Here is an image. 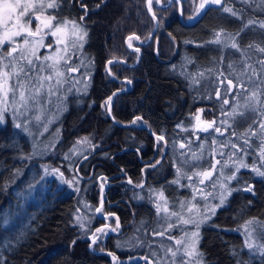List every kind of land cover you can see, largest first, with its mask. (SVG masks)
I'll return each mask as SVG.
<instances>
[{"label":"trees","instance_id":"16d2710c","mask_svg":"<svg viewBox=\"0 0 264 264\" xmlns=\"http://www.w3.org/2000/svg\"><path fill=\"white\" fill-rule=\"evenodd\" d=\"M55 2L54 14L61 6L72 5V0ZM97 2L88 19L84 46L94 65L91 83L87 93H76L68 101L61 117L62 141L56 145V155L49 152L30 161L19 159L21 153L29 151L28 134L15 126L8 110L0 122V264H113V255L117 264H140L128 261V257H146L145 247L134 252L119 250L108 227L97 235L106 220L95 222L96 240L94 249L90 248L91 239L75 222L76 192L67 183L61 184L54 177L46 187H37L35 194L26 188L40 178L38 160L67 169L64 154L78 136L92 134L97 146L80 166L85 177L82 185L90 183L87 198L98 205L104 183L102 209L109 214L110 226L129 235L140 226L147 231L156 215V206L144 200L150 189L161 191L172 204L175 197L190 195L186 174L177 171L175 155L181 142L192 140L190 126L195 123V110L201 106L218 109L215 90L206 95L205 86L218 81L220 87L227 78L235 83L243 79L240 74L244 70L257 77L255 69L259 72L264 67V52L260 51L264 48V28L248 20L256 16L254 0H223L222 4L209 5L190 23L181 20L178 7L156 12L158 29L141 49L128 48L126 38L135 34L145 41L151 34L155 20L146 0ZM188 13L183 10V17ZM257 14L264 18V11ZM217 34L220 43L214 42ZM226 38H232L231 44H226ZM132 39L137 45V38ZM234 43L237 47H232ZM126 82L132 86L122 90ZM114 92L111 113L124 126L108 115L106 102ZM237 119L234 126L240 129L249 121L242 116ZM140 124L164 139L158 140ZM250 139L254 146H248L246 159L259 162L235 174L225 204L201 227L199 251L204 264H264V247L255 250L244 231L250 221L264 227V176L258 174L264 172V140L261 135ZM202 142L208 146L210 138ZM16 145L24 147L23 152ZM31 170H35L33 179ZM179 177L184 186H179ZM261 239L264 241V233ZM103 250L112 255L96 252ZM150 260L142 264H151Z\"/></svg>","mask_w":264,"mask_h":264},{"label":"rangeland","instance_id":"374dc122","mask_svg":"<svg viewBox=\"0 0 264 264\" xmlns=\"http://www.w3.org/2000/svg\"><path fill=\"white\" fill-rule=\"evenodd\" d=\"M239 1L242 0H238V2ZM29 2L34 5V8L29 11L31 23L29 24L27 22V16L21 20V23L35 32L38 25H40V21L36 20L35 17H50L49 13L53 11V8H48L47 4L52 2V0H21L22 4ZM202 3L205 5L204 8L200 7ZM41 5H43V7H41ZM208 5H210V3H205V0H199L184 20L188 21L189 19L195 18V16H198ZM150 8L155 14L154 8L152 6H150ZM252 8L256 16L248 20L249 22H254L251 23V25H258L261 27V24H264V18L261 17L260 14L264 11V0H254ZM227 12H230V10L227 9ZM257 13H259L260 16ZM61 23V21L52 20L51 30L44 29L35 37H30L27 33H24L22 36L14 37V44L5 41L3 45H0V55L4 57H7L8 52L16 45L27 48L35 47L36 55L30 57L33 59L34 65L32 66L31 72L28 74L29 78H35L32 79V84L35 85L40 77L52 76L51 81L45 80L42 82L43 87L38 94L34 92V88L26 87L23 89L26 97L29 92L36 95L35 101L29 100L27 107L19 102L20 89H17L15 97H13L12 92H9L7 96L0 93V110L6 109L3 119H0V122H4L8 110V113L13 117L15 126L22 125V127L17 128L26 132L29 136V144H27V147L25 145L29 151H27L26 154L21 153L18 157L19 159L24 158L26 161L34 157H45L49 152L53 156L56 155V145L62 141L61 117L69 106L68 101L70 97H75L76 93L80 95L87 93L91 83L94 65L93 60L91 63L89 55L84 51L86 34L83 31L82 33L80 32L81 28L79 26L70 29V31H66ZM14 25L15 17L7 24L0 23V36L6 31L11 32L18 30V27ZM56 27H60L61 31L58 32L56 36H53L51 35V31H54ZM40 36H43V47L39 46ZM129 36L131 38H129L130 40H128L127 44H129L128 48H131L130 46L135 45V42L134 39H132L133 35ZM25 37L29 40L28 45H24ZM81 37H83L82 40L80 39ZM226 40V44H231L232 38L229 40L226 38ZM48 45L52 47L49 48ZM65 49L67 50L65 51ZM18 53L14 54L17 60L13 62L16 64L17 70L21 64L26 63L25 61L19 60ZM45 57H53L54 59L63 57V59H59V64L57 65V70L63 73V75L59 77L61 83H56L57 77L55 73L45 66L53 62L52 60L45 61ZM261 58V60L264 61V56ZM113 59L114 58L111 60ZM8 63V59L0 61V73L12 72V68L3 66ZM257 66L259 65L255 64V67ZM41 68H43L42 71L40 70ZM73 69L76 70L73 71ZM107 69L110 72L109 63L107 64ZM258 69L259 68L255 69V73L258 75L257 77L252 71L244 70L240 74L244 80L241 79L232 83V81L227 78L226 84L223 85L221 83L220 87H218L220 85L218 81L211 87L210 85L205 86L206 95L210 94V91L213 89L215 90L214 93L217 95L218 109H208L210 107L201 106L195 110V123L190 126L193 132L192 140L181 142L178 145V152L175 155L177 171L183 175L186 174L187 180L185 186L189 188L190 195L186 197L177 196L173 199L175 204H172L164 195L161 197V191L150 189L144 200L156 206V215L151 222L152 224L150 222L147 223V225L151 224L147 231L140 226L136 229L135 233L130 235L121 233L120 230L117 231V229L110 226V219L108 217L98 218L99 215L103 216L107 214L103 211L102 206L99 208L100 211H96L99 204L103 202L104 195L98 205L89 200L86 196V188L90 186V183L82 185V181L85 177L80 171L81 165L78 170L76 169L79 158L85 156L97 146L92 139V134L78 136L76 138V144L70 151L64 154V164L67 169L53 167L50 162L38 160L40 178H38V182L35 178L33 184L30 180L31 184L27 185L26 188L31 193L35 194L37 187H46L48 181L50 182L54 177H56L61 184L67 183L71 190L76 192L78 199L75 209V222L84 232V236L91 239V248H93L92 246L96 238L93 227L95 222L106 220V224H104L105 227H103L101 233L106 232L105 229L107 230V226H110V228L116 232L114 233L115 244L119 250L134 252L141 247H145L146 257H152L155 264H204V261L200 258L199 251L201 227L212 217V214L217 208L225 204L228 195L232 191L231 181L235 174L241 168H254L255 163L259 162L255 161L254 163H249L246 159V154L249 151L247 148H249L248 146L251 144L250 137L261 135L264 140V67H260L259 72ZM17 79H19L21 83L28 84V80L21 74L19 77L10 76L8 80L9 85L13 84ZM227 84H230V86H227ZM131 86L132 85L126 82L122 85L121 89L129 90ZM112 101L108 103L107 110L109 107L111 110ZM225 101H227V103H225ZM14 104L16 106L15 108L13 106ZM207 111H210L211 114L214 115L209 116ZM239 116L249 118V121L243 129L234 126V121L239 118ZM197 117H199V119H197ZM210 122H214L213 126L208 128L207 131H203L202 129L206 128ZM216 128H219L220 131L217 132ZM207 137L210 138V143L208 146L204 147L202 139L204 141ZM16 139L17 137L14 139L15 144L17 142ZM193 140L196 141V143ZM181 144L184 145L183 148H181ZM251 145L252 147L254 146L253 144ZM261 146H264V142ZM18 147L19 145H16L17 150H22L23 152L24 147L20 149ZM165 151L166 147L164 153ZM257 151H259V149ZM194 156L196 158H194ZM163 157L164 156L161 158ZM242 164L245 166H241ZM182 169H184V171L180 172ZM31 171L30 178L33 179L35 170ZM205 171H211L213 175L201 185L199 181L204 178L202 175L196 174ZM188 177H191V180H189ZM178 179V183H180L179 186H182L183 184L181 181L183 179L180 177ZM214 184L216 186L215 188H213ZM105 188L106 186L103 183L101 192L102 189L104 191ZM201 189L205 195L208 193H211V195L207 196V199L202 198L198 191ZM193 196H195V199H193ZM140 198L143 199L142 197ZM221 199H223V203H221ZM165 201L167 202L166 204ZM182 202H185L183 209L181 208ZM192 205H195V208H193L192 212H189L188 209L192 207ZM158 206L160 209L159 211L157 210ZM165 207H167V212L164 211ZM173 212L180 213L183 219H192L196 221V223L184 224L178 220L177 216L170 215V213ZM197 224L199 225L198 227ZM169 225H172V227H169ZM244 231L246 235H248L249 241L254 245L255 250L264 247V241L261 239L262 233H264V227H259L254 221H250L244 226ZM145 232L148 235H146ZM193 233H198V235L193 236ZM144 239H146V242ZM177 240H182L183 243L177 244ZM193 250L194 254L189 256L188 252ZM173 252L176 253L175 256H173Z\"/></svg>","mask_w":264,"mask_h":264},{"label":"snow or ice","instance_id":"6c2138e0","mask_svg":"<svg viewBox=\"0 0 264 264\" xmlns=\"http://www.w3.org/2000/svg\"><path fill=\"white\" fill-rule=\"evenodd\" d=\"M220 0H205V3H210V4H217L219 3ZM149 4H151V0H149ZM57 3L55 2V0H52V2L47 4L48 8H55L57 7ZM41 7H43V5H41ZM83 7V6H82ZM201 8H204L205 5L202 3L200 5ZM34 5L32 3H21V0H0V23L2 24H7L8 22L13 20V17H15V27H18V30L16 31H11V32H4L2 36H0V45H3L5 43V41L11 42V43H15L14 41V37H19L22 36V34L27 33L28 36L30 37H35L38 34H40L44 29H52V17H44L41 18L40 16H36L35 19L40 21V25H38L37 29L35 32L31 31V29L29 27H26L24 24L21 23V20L24 17H28V23H31V17L29 16V11L30 9H33ZM83 19V18H81ZM67 23V22H65ZM254 23V22H249ZM42 25V27H41ZM245 27H247V25H245ZM261 27H264V24H261ZM61 31L60 27H56V29L54 31H51V35L56 36L58 32ZM81 40L83 39V37L80 38ZM216 43H220V39H219V34H217V40L214 41ZM29 44V40L27 37H25L24 39V45H28ZM39 46L43 47V36H40V41H39ZM49 48H51V45H48ZM232 47H237V45L234 43L232 44ZM18 49H19V53H18ZM67 49H65L66 51ZM260 51L264 52V48L260 49ZM18 53V57L20 61H25L26 63L21 64L19 69L17 70L16 64L13 63L14 61L17 60V57L14 56V54ZM36 55V49L35 47L32 48H27V47H22L19 45L13 46L11 48V51L8 52L7 57H4L2 55H0V61H3L5 59L9 60L8 64H4L3 66L6 68H12V72H2L0 73V93H3L4 96H7L9 92H12L13 97L16 96V91L17 89H20L19 91V97H20V103L23 104L25 107H27V103L29 100L35 101L36 99V95L33 94L32 92H29L28 96H25V91L23 90L26 87L29 88H34V92L36 94H38L40 92V89L43 87V81L47 80V81H51L52 80V76H47V77H40L39 80L37 81V83L34 85L32 84V79L35 78H29L28 74L29 72H31L32 70V66L34 65V61L33 59H31L30 57L35 56ZM38 59V57H37ZM45 61L48 60H52L53 62L51 64L45 65L47 68H49L50 70H52L56 77V83L59 84L61 83L59 77H61L63 75V73L59 72L57 70V65L59 64V59H63V57H60L59 59H54L53 57H45L44 58ZM109 63H113L112 61H109ZM41 71L43 70V68L40 69ZM76 69H73V71H75ZM21 74H23V76L28 80V84H24L21 83L19 79H17L13 84L9 85L8 80L10 76H14V77H19ZM114 96L116 95V93L113 94ZM113 97H109L108 98V102H106V106L108 103H110L112 101ZM225 103H227V101H225ZM14 108L16 107L15 104L13 105ZM4 111L5 110H0V119H3L4 116ZM22 114V112H21ZM139 119V118H138ZM197 119H199V117H197ZM135 123V122H134ZM214 122H210L208 123L206 128H203V131H207L208 128H211L213 126ZM17 127H22V125H17ZM26 130V129H25ZM216 131L219 132L220 129L216 128ZM158 140H163L164 137L160 136L157 137ZM184 145L181 144V148H183ZM194 158H196L194 156ZM241 166H245V165H241ZM214 167V166H213ZM259 175L264 176V172H258ZM62 175V174H61ZM196 175H202L204 179H201L199 181V183L201 185L204 184L205 180H208L212 177L213 173L211 171H205L203 173H197ZM189 180H191V177H188ZM215 184L213 185V188H215ZM249 191H251V188L248 189ZM202 196V198L207 199V196H210L211 193H208L207 195H205L201 190H198ZM163 196V193H161V197ZM193 199H195V196H193ZM167 202L165 201V204ZM221 203H223V199H221ZM185 206V202L181 203V208L183 209V207ZM193 208H195V205H192V207H190L188 209L189 212H192ZM158 211L159 206H158ZM97 211H100V209H97ZM164 211L167 212V207L164 208ZM170 215H174L177 216L178 220L181 221L184 224H189V223H196V221L192 220V219H183V216L180 215V213H170ZM199 225L197 224V227ZM169 227H172V225H169ZM98 232H100V229H97ZM162 234V233H161ZM198 235V233H193V236ZM177 244H181L183 243L182 240H177L176 241ZM249 248H252L253 245L249 244L248 245ZM187 248V245H186ZM194 254V250L193 251H189L188 255L191 256ZM262 254H264V252H262ZM176 253L173 252V256H175Z\"/></svg>","mask_w":264,"mask_h":264},{"label":"flooded vegetation","instance_id":"af4514ba","mask_svg":"<svg viewBox=\"0 0 264 264\" xmlns=\"http://www.w3.org/2000/svg\"><path fill=\"white\" fill-rule=\"evenodd\" d=\"M198 1L199 0H151V6L154 8L155 12L160 13V14H162L161 10H165L167 8H170L171 6L178 7L179 12L182 13L181 20L185 21L184 17H183V10L185 12L189 11V13H190L193 10V8L196 6V3ZM222 2H223V0H221L219 3L222 4ZM95 5H99L97 0H77V1L72 0V5L70 7L63 5V6L59 7V13L58 14H54V12H51L49 14H50V17L54 18L52 20L61 21L62 22L61 24L66 31H68V30L70 31V29L77 28V26H79L81 28L80 32L82 33V31H83L86 34V31H87L86 27L88 26V19L92 16V11L94 10L93 6H95ZM210 5H214V4H210ZM146 8H147V0H146ZM53 16H55V17H53ZM198 16H195V18H193L191 20L189 19L186 22L187 23L193 22V21H195V19H197ZM81 18H83V19H81ZM65 22H67V23H65ZM131 35H135V34H131ZM132 38H137L138 44L132 45L130 47H132L133 49H141V46L143 44H141L139 42L140 38H138L137 36L136 37L134 36ZM106 66H107V63H106ZM100 235H101V233L98 236H100ZM95 240H96V238H95ZM140 264H142V263H140Z\"/></svg>","mask_w":264,"mask_h":264},{"label":"water","instance_id":"95a60500","mask_svg":"<svg viewBox=\"0 0 264 264\" xmlns=\"http://www.w3.org/2000/svg\"><path fill=\"white\" fill-rule=\"evenodd\" d=\"M150 6H151V4H149V0H147V10H148L149 14H150L151 16H153V18H154V20H155V25H154V28H153L151 34H150L149 37L147 38V40L142 41L141 39H139V42H140L141 44H143V45H146L147 43H149V42L151 41V39H152L153 36L155 35V33H156L157 29H158V26H159V20H158L157 16L154 14L153 10L150 8ZM133 36H136V35H133ZM129 38H131V37L129 36V37L126 38V41H127V42H128V40H129ZM131 48H132V47H131ZM139 58H140V57H139ZM116 60L123 61L122 59H118V58L113 59V61H116ZM138 60H139V59H138ZM114 93H116V92H114ZM111 97H114V95H112ZM108 115H109V117L113 120V122H115L116 124H119L120 126H124V125H125V124H123V123H119L118 121H116V119L112 116V113H111L110 107L108 108ZM138 126L146 128L150 133L154 134V136L157 137V134L154 133V132H153L148 126H146L145 124H140V125H138ZM84 159H85V158H83V159L79 162V164L77 165V168H76L77 170H78V168H79L81 162L84 161ZM103 189H104V188H103ZM103 189H102V197H103V195H104V193H103V192H104ZM102 205H103V202H101V203L99 204V206L97 207V209H99ZM96 211H97V210H96ZM97 212H98V211H97ZM108 215H109V214H104L103 216L99 215V218H105V217H107ZM118 225H119V228H121V224L118 223ZM103 227H105V225H102V226L100 227V230H101V231H102ZM109 228H110V227H109ZM101 231H100V233H101ZM100 233H99V234H100ZM110 233H116V232L113 231V230L110 228ZM99 234H98V235H99ZM98 252H100V253L104 252V253H106V254L112 255L111 251H109V250H103V251H98ZM142 260H150V258H147V257H145V256H143V257H142V256H129V257H128V261H132V262L136 261V262H140V263H142V262H143ZM112 261H113V264H117V262H118L117 257H115V256L113 255V257H112ZM150 263H151V264H154V262H153L152 260H150Z\"/></svg>","mask_w":264,"mask_h":264},{"label":"bare ground","instance_id":"6f19581e","mask_svg":"<svg viewBox=\"0 0 264 264\" xmlns=\"http://www.w3.org/2000/svg\"><path fill=\"white\" fill-rule=\"evenodd\" d=\"M87 157H88V155L86 154L85 156H83V157L81 158V160H82L83 158L86 159ZM85 159H84V160H85ZM81 160H80V161H81ZM80 161H79V162H80ZM79 162H78V164H79ZM81 164H82V162H81ZM81 164H80V165H81ZM76 168H77V165H76ZM113 234H114V233H113Z\"/></svg>","mask_w":264,"mask_h":264}]
</instances>
